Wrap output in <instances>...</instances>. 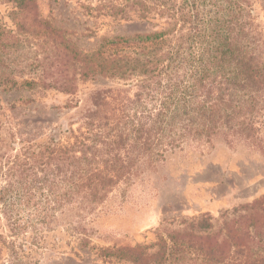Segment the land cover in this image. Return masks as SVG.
I'll list each match as a JSON object with an SVG mask.
<instances>
[{"label":"trees","instance_id":"1","mask_svg":"<svg viewBox=\"0 0 264 264\" xmlns=\"http://www.w3.org/2000/svg\"><path fill=\"white\" fill-rule=\"evenodd\" d=\"M11 1L15 28L0 24V92L75 93L77 72L83 80L130 83L97 88L77 132L66 129L64 140L36 142L23 131L17 139L0 122V218L14 231L33 199L35 220L53 219L57 202L68 230L88 245L95 230L89 216L114 188L156 169L186 144L224 139L234 146L243 139L264 150L254 136L264 111V36L256 30L252 0H82L88 14L155 27L104 36L91 52L43 20L37 0ZM23 34L53 43L60 58L55 70L21 74L28 65L13 64L10 53ZM188 225L162 236L152 254L149 246L102 247L100 254L135 264H264V195L224 212L217 231L209 215Z\"/></svg>","mask_w":264,"mask_h":264},{"label":"rangeland","instance_id":"2","mask_svg":"<svg viewBox=\"0 0 264 264\" xmlns=\"http://www.w3.org/2000/svg\"><path fill=\"white\" fill-rule=\"evenodd\" d=\"M252 2L256 30L264 36V0ZM37 3L43 20L64 30L69 43L89 52L97 48L104 36L155 28L139 19L88 14L82 10V0ZM13 9L11 0H0V24L15 28ZM19 37L21 41L11 46L10 61L28 65L21 73L23 76L41 75L49 67L56 69L60 58L51 41L41 42L28 34ZM75 76V93L39 87L33 91L0 92V122L5 134H14L18 139L23 131L25 137L36 142L51 137L64 140L66 129L72 127L77 132L83 109L91 105L97 88L117 86V82L121 87H130L122 80L99 76L83 80L78 72ZM134 90L131 86L126 93L132 95ZM255 128L254 136L264 147V111L257 117ZM133 178L130 184L120 182L108 200L89 216L95 230L88 245H82L81 236L68 230L57 202L53 219L35 220L30 213L35 209L33 199L19 215L21 229L15 231L7 219L0 218V264H135L102 256L100 248L149 246L148 252L152 254L162 236L188 230L189 222L202 215L212 218L213 231H217L224 212H233L264 195V150L243 139L234 146L224 139H218L214 146L186 144L169 154L156 169H145ZM187 264L198 263L189 260Z\"/></svg>","mask_w":264,"mask_h":264}]
</instances>
